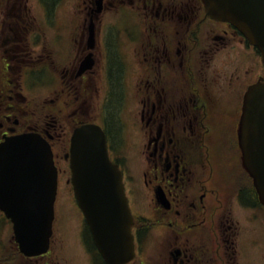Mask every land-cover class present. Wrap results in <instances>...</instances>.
<instances>
[{"label":"flooded vegetation","instance_id":"1","mask_svg":"<svg viewBox=\"0 0 264 264\" xmlns=\"http://www.w3.org/2000/svg\"><path fill=\"white\" fill-rule=\"evenodd\" d=\"M262 81L260 50L201 0H0V144L39 133L57 168L47 250L21 253L0 209V264H110L70 182L71 134L86 123L122 171L135 254L120 264H264V193L238 137ZM66 206L72 259L57 231Z\"/></svg>","mask_w":264,"mask_h":264},{"label":"water","instance_id":"2","mask_svg":"<svg viewBox=\"0 0 264 264\" xmlns=\"http://www.w3.org/2000/svg\"><path fill=\"white\" fill-rule=\"evenodd\" d=\"M213 18L237 26L262 51L264 61V0H202ZM240 124L245 168L264 188V83L246 95ZM70 167L78 201L88 217L96 243L107 259L132 254L130 212L118 166L109 159L105 135L97 125L77 127L71 137ZM6 197L1 207L14 222L16 239L27 252L46 243L51 230L56 169L49 144L27 133L0 146V175ZM119 241V248L117 242Z\"/></svg>","mask_w":264,"mask_h":264},{"label":"rangeland","instance_id":"3","mask_svg":"<svg viewBox=\"0 0 264 264\" xmlns=\"http://www.w3.org/2000/svg\"><path fill=\"white\" fill-rule=\"evenodd\" d=\"M79 15H81V16L84 15L82 10H81V13H79ZM117 16H118V9L116 7L107 8L106 11L103 13V17L107 18V19L116 18ZM42 90H44V89H42ZM133 164H135V163H133ZM60 223L61 224L59 226V230H61V235H62L61 236L62 247L64 248V251L67 254V256L70 259H72L73 256L70 254V251L74 249V246H73V230H74V228L73 227L77 223L76 214L73 212V210L64 209L62 212V220Z\"/></svg>","mask_w":264,"mask_h":264}]
</instances>
